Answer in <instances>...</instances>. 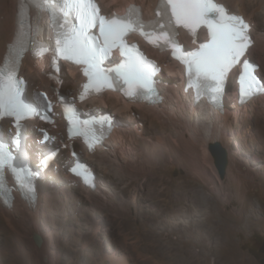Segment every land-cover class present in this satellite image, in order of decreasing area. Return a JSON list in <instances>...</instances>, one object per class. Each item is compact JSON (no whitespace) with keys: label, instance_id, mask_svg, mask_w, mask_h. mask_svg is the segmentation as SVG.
<instances>
[{"label":"rangeland","instance_id":"1","mask_svg":"<svg viewBox=\"0 0 264 264\" xmlns=\"http://www.w3.org/2000/svg\"><path fill=\"white\" fill-rule=\"evenodd\" d=\"M107 1L106 12L116 8L115 5L109 2L110 0ZM137 1L139 2V0ZM228 1L229 4L232 2V0ZM242 3L245 7L244 10L252 15L254 22H251L254 24V28L262 26L264 16L261 11L250 0H244ZM5 5L7 7L5 6V14H3L2 18L3 22L0 24V31L2 30L0 32V56L3 55V49L6 47V43H8L7 41L4 42L5 38L3 40V37L6 31H9L7 29H9L12 16L11 2L8 1ZM7 9L10 10V13L6 11ZM230 10H233L231 4ZM7 16L8 19H6ZM260 34L264 38L263 30L260 31ZM250 57L260 66L262 69L260 74L264 77V49L262 47L258 48ZM40 69L42 68L32 64V69L30 70L28 65H24L23 74L28 79L31 77L36 78V82L40 83V80L42 81ZM67 73L69 74V72ZM163 73L166 79L170 77L168 74L170 72L165 70ZM65 81L66 84L64 85L71 87L77 84L76 79L72 78V76L66 75ZM229 87L230 96L224 102L225 106L228 107L227 111L233 109L232 102L234 99L231 97L235 90L233 80L230 81ZM263 105L250 106L248 111L246 110L249 114L244 113L245 111L240 112L236 128H239L241 132L237 133V129H235L236 133L231 134L228 132V138L230 139V142H228L229 150L222 145L228 152V168L231 163L230 153H235V156L232 154V157L240 161L239 166H241L243 179L246 181L249 179L256 183L250 189L254 204L246 208L248 219L244 220L243 217L238 216L237 210L240 208L241 203L238 199H235L236 197L233 198L234 201H227V199L217 201L215 198H208L203 200L204 207L202 206L201 208V214H204L209 209L218 211L221 219H229L227 220V227L231 232H226L223 230V227L216 226L214 229L213 224L207 222L205 216L203 217L202 215L187 220L192 221V223L204 221L202 229L198 230L195 227L198 232L194 230L196 231H193L194 233L188 232V229L185 227L177 228V225L187 224L183 218L184 222L176 220L174 216H160L156 219L155 224L156 210L162 208L166 212L169 211L170 214L174 211H179L178 202L176 204L175 199L182 192V182L180 180L193 167H191V162L185 153L182 155H171L172 160L159 166V168H157L158 165L153 166L154 175L151 176L150 180L144 179L140 175L137 176L138 171L134 170L133 173V170L130 168L128 170L132 174V177L121 173L111 164L103 163L104 165L99 166L89 163L95 169L98 176H100V173L105 176V183L109 185L110 189L106 190L104 185H101V188L108 192L110 199H106L103 194H98V198L103 202L98 206V212L93 211L91 201L88 200H84L88 207L84 209L85 211H80L75 208L77 207V203L74 199L70 198L66 200L63 195H60L64 200L62 199L63 201H60V203L54 204L48 212V218L53 220V225L49 223V226L54 227V231L57 233L56 251L57 254L59 253L57 264L61 262V264H262L261 260L264 259V253L260 252V247L264 241V116L259 115V107L263 108ZM108 109L113 110L110 104H108ZM133 109L132 113L126 115L127 117L123 114H116L118 119H125L127 122V126L125 127L132 126L139 128L144 137L151 132L148 140L153 142L156 138H161L163 135L168 137L169 130L167 126L163 130H158L159 125L157 126L153 122L149 123L148 120H141L139 111L135 107ZM28 124L34 125L35 122H29ZM133 137L134 139L131 136L130 138L128 137V141L134 143L133 145L137 147V151H135L136 153L132 152L121 156L122 163L127 160L130 163H134V161L143 162V156L147 155V150L148 154L152 156L150 148L140 143L143 137ZM32 147L34 148L33 145ZM108 148H111V143ZM129 150L130 148L127 147V151ZM65 157L66 153L62 159ZM83 157L86 159L85 155ZM152 161H154V158ZM60 164L61 162L57 164L58 170H60L58 172V185L55 183L56 178L52 177L50 173L47 176L48 179L46 178L47 183L50 185L55 184L52 187V191L55 190L54 188H60V185L65 183L64 167L61 169ZM104 167L108 170L105 171ZM56 168L51 167V173L58 171ZM228 168L226 178H228ZM153 178L156 180H152ZM207 188L209 192L206 190V195L211 193L213 185H209ZM45 204H47V201L43 200L39 207L42 213L44 212L42 205ZM18 209L20 208L18 207ZM45 210L48 211V208L46 207ZM151 210L154 211L152 214ZM148 214L152 215L151 219ZM162 221L165 222L162 223ZM230 221H233V223ZM172 223L176 225L177 229ZM93 227H97L98 233L96 232V236H94V232L92 231ZM198 233L204 239L201 236L197 239L195 236ZM225 234L230 235L233 241L228 246H226L228 243H222L228 240ZM30 239L31 236L29 234L27 240L29 241ZM32 240L29 241L31 247H33L32 242H34ZM35 246L37 245L35 244ZM20 250L14 235L0 220V264H12V262L16 264H32L28 262L26 257L29 250L24 252Z\"/></svg>","mask_w":264,"mask_h":264},{"label":"bare ground","instance_id":"2","mask_svg":"<svg viewBox=\"0 0 264 264\" xmlns=\"http://www.w3.org/2000/svg\"><path fill=\"white\" fill-rule=\"evenodd\" d=\"M8 1L11 2L12 16H11L9 29L7 30L9 31L11 30V31L10 32L6 31L3 37V40L5 38L4 42L12 41L16 26V13H17L18 0H0L1 2L0 24L3 22L2 18H3V14H5V9H6L5 3H7ZM99 1L103 5L105 12V10L107 9L106 4H108L107 3L108 1L107 0H99ZM218 1L220 3L225 4L228 8H230V4H231V6L233 7V10L231 12L244 15L245 17L247 16L246 18L248 20L254 22V20L252 19V15L248 14L247 11L244 10L245 7L244 4L242 3V1L244 0H232L230 4L228 0H218ZM109 2L115 5L116 9L124 8L127 4L130 3H138L142 5L145 9H147L149 13L154 15L153 13L155 12L158 0H139V2L137 0H110ZM250 2L254 6H256L264 16V0H250ZM6 11L10 13L9 9H7ZM109 12H111V10L106 13ZM6 19H8V16L6 17ZM261 30L264 31V23L262 24V26H258L256 28H254V24H253L251 33H253L254 35L255 43L248 50L249 57L251 54H253V52L258 50V48L262 47L264 49V38L260 36ZM3 50L5 51V48ZM148 51L152 57L156 58L164 65L163 71L166 70L167 72H170L168 73L170 77H167V79L164 73L161 74V78L164 81L163 82L164 86L162 87H163L165 100L163 101V103L158 106L149 107L143 103L133 104L132 102L124 100L119 95L108 93L105 94L103 98L98 100L94 105H92L91 108L105 109L108 108V104H110L111 108L113 109L112 111L115 114L118 115L123 114L125 115V117H127L126 115L132 113L134 110L133 108L135 107L139 111L141 120L142 119L148 120L149 123L153 122L154 124H157V126L159 125L158 130L160 129L163 130L165 126H167L169 130L168 137L163 135L161 138L160 137L156 138L154 142L150 141L148 140V137L149 135H151L150 134L151 132L148 135H145L144 137V134L139 130V128L132 126L125 127L127 126V122L125 121V119L119 118V121L121 123L120 124L121 132L118 131L114 133L110 137V139L106 142L104 147L102 148L99 147V149L98 150L96 149L92 154L85 153V158L88 160L89 163L97 164L99 166L102 165L103 163L114 165L121 173H125L126 176L128 177L129 176L132 177V174L129 172L128 168L133 170V173L134 170H136V172L138 171L137 176L140 175L144 177V179L150 180L151 176L154 175L153 166L158 165L157 168H159V166H162L172 160L171 155L173 154L182 155L183 153H185L191 162L190 164L191 167L192 166L193 167L192 169L189 170L187 175H185L184 178L180 180L182 182V192L175 199V203L177 204L178 202L179 211L178 212L174 211L173 213L170 214L169 211L166 212L165 209L163 210L162 208L156 210L157 214L155 215V224H156V219L159 218L160 216H172V217L174 216L176 220H182L183 218L185 222H187V224L185 223L186 225H183L184 223L181 225H177V228L185 227L188 229L187 230L188 232L189 231L193 232L194 230L197 231L195 227L198 228V230L202 229L201 227L204 221H197L198 223H196L195 221L192 223V221H187V220L189 218L198 217L199 215H202L203 217L205 216V220L207 222L213 224L214 229L216 226L223 227V230H225L226 232H231V230L227 227V220L229 219L227 220L221 219V215L218 211L216 210L213 211V209L212 210L209 209L205 213L203 212L204 214H201L202 213L201 208L202 206L204 207L203 200L208 198H213V199L215 198L217 201L222 199H227L228 201V200H233V198L236 197L235 199H238L241 203L240 208L237 210L238 216L243 217L245 220L248 217V212H246V208H249L254 204V199L250 189L252 185L256 183H254L252 180L249 179L248 181L243 179L241 166H239L240 161H237L236 158L234 159L232 157V154L234 155L235 153H230L231 163L228 168V178H226L225 176L227 180L220 179L219 173L208 151V147H209L208 145L213 142H219L229 150L228 142H230V139L228 138V132H230L231 134L236 133L235 129H237V133L241 132L239 128H236L238 124V114H240V112L242 111H245L244 113H247L250 106H256L257 104H264L263 103L264 95L258 98H253L245 105H240L238 104V92L236 88L234 90V94L232 93L231 96L232 99H234L232 102L233 109L232 110L229 109L227 111L228 107L224 105L225 107L224 112L222 113L218 112L216 109L211 108L208 105V103H205L203 99L201 100L202 102L200 103L193 102V99L195 97L194 91L192 89L191 91H189L188 89L186 91L182 68L178 65V63L172 61L168 54H162L159 52V50L148 49ZM2 57L3 55L0 56V62L2 60ZM31 63L33 65H37L40 68L43 67V61H34L29 56H26L23 60V66L28 65V68L31 70L32 69ZM46 72L47 69L45 68L43 70V74L41 73L42 81H44L45 79L48 84H51L52 82L49 79H47V75H45ZM67 72H69L72 78L76 79V82L78 83V79H79L78 71L74 68L69 67ZM261 72L262 69L260 68L259 73ZM70 75L69 77H71ZM29 81L31 82L32 85L34 84L38 86L40 85V83L36 82V78L34 77H31ZM64 84H66V81L64 82ZM67 86L68 85H64V87ZM229 94L230 91L227 88V91L223 97L224 102H226V98L230 96ZM259 110H260L259 115L264 116V105L263 108L259 107ZM130 136L132 139H134L133 136L143 137L140 140V143H143V145H147L150 148L152 156L148 154V150L146 149L147 155L143 156L144 157L143 162L134 161V163H130L127 160L128 162L125 161L124 163H122L121 156L127 153H132L137 151V147L133 145L134 143L132 142L130 143L128 141ZM28 141L30 142L31 139H29ZM77 142H79V140H77ZM110 143H111V148H108ZM113 144L115 145L112 146ZM28 145L29 144L26 145V150L29 153L28 156H30L32 154V151H37V149L36 147L34 148L31 147L30 150V147ZM127 147L130 148L129 151H127ZM61 153H63V151ZM153 158L154 161H152ZM58 163L59 162L55 161L52 167L56 168ZM60 166L62 169V164H60ZM129 166H131L132 168ZM56 169L58 170V167ZM107 170L108 169L105 168V171ZM59 171L60 170L56 171L55 173H51V168H49L45 172V178L39 179L38 187H37V193H38L37 204L27 203L26 201L21 199L18 195L13 208H7L3 206L2 203L0 202L1 222H3V224H5V226H7L14 235V238L21 249L20 251L24 252L29 250L28 253L26 252L27 253L26 257L28 262L32 264H57V259L59 257L58 256L59 253L57 254L56 251L57 233L54 231V227L49 226L50 224L53 225L52 222L53 220L51 218H50L51 220L48 218V212L49 209L52 208L54 204H58L60 203V201L64 200L63 197L60 195H63L66 200L70 198L74 199L77 203V207L75 208L79 209L80 211L88 207L84 200L91 201V206L93 211L94 212L97 211L98 206L103 203L102 200L98 198V194H103V196H105L106 199L108 200L110 199V195L106 191L107 189H110V187H108L109 185L105 183L106 182L105 176L102 175L101 173L100 176H98V182H99L98 189L95 191H91L87 189L80 179L74 177L73 175H70L67 172H64L65 183H62V185H60V188L58 189L54 188L55 190L52 191V187L55 184L50 185L49 183H47L46 181L48 179L47 176L49 175V173L52 177L54 176L56 178L55 183L56 185H58ZM152 180H156V179L153 178ZM101 185H104L106 190L102 189ZM209 185H213V188L211 190V193L206 195L207 194L206 190L207 192H209V189L207 188ZM43 200H46L47 204L42 205L44 210V212L42 213V210H39V207L41 206ZM18 207L20 209H18ZM46 207L48 208V211L45 210ZM150 212L152 214V212L154 211L151 210ZM151 217L152 215L149 216L150 219ZM172 221L174 220L172 219ZM92 222L94 221L92 220ZM163 222L165 221H162V223ZM231 223H233V221ZM173 226H175L176 228V225L173 224ZM97 227L92 228V231L94 232V236H96ZM29 234L31 236V239L33 240L35 235H38L42 240L41 246H38L36 243L35 244L37 246H35L34 244L35 241H34L32 242L33 247H31L29 243L31 239L29 241L27 240V236H29ZM198 235L195 236L197 237V239L201 236ZM225 236L226 239L228 240L227 241L224 240L226 242H222V241L221 242L224 244L228 243L226 245L228 246L233 241L230 235L225 234ZM12 264H16V263L12 262Z\"/></svg>","mask_w":264,"mask_h":264},{"label":"snow or ice","instance_id":"3","mask_svg":"<svg viewBox=\"0 0 264 264\" xmlns=\"http://www.w3.org/2000/svg\"><path fill=\"white\" fill-rule=\"evenodd\" d=\"M62 8L66 10V17L70 13L75 14L78 26L57 34V50L63 59L86 65L84 75L89 78V84L85 85V90L91 87L100 91L104 85L112 87L109 73H115L128 85L126 94L129 96L136 95L137 90L146 88L150 90L149 70L144 68L140 60L131 51L126 50L123 44V38L137 29L151 43L163 41L168 44L171 43L169 34L171 29L183 27L195 33L202 26L206 28L207 43L201 44L196 51L187 53L184 63L187 64L189 73L194 72L197 79L214 81L216 87L213 91L219 90V84L227 69L244 55L251 44L248 25L244 20L239 16L228 14L224 7L214 0H161L157 15L163 13V22H157L159 31H154L152 35L144 32V25L138 18L113 16L108 19L100 16L93 0H63ZM97 26L100 35L94 37L89 34V30ZM25 36L26 34L21 31L18 37L17 55L7 59L0 67V117H13L17 121V126L21 119L33 111L31 105L21 99V82L16 77L19 52L24 50ZM117 45L121 47V52L126 57L125 62L115 68L107 70L101 68L104 58ZM173 47L178 46L173 45ZM96 122L103 123V121ZM12 161L13 157L8 147L0 143V170L8 166L16 172ZM21 173L28 177L32 175L27 170H21L17 172L18 178Z\"/></svg>","mask_w":264,"mask_h":264},{"label":"water","instance_id":"4","mask_svg":"<svg viewBox=\"0 0 264 264\" xmlns=\"http://www.w3.org/2000/svg\"><path fill=\"white\" fill-rule=\"evenodd\" d=\"M252 62H255V61L252 60ZM228 89L230 90V87ZM208 149H209L211 156L213 157L214 164L216 166V169L219 173L220 178L224 179L226 176V172H227V168L229 164L227 150L219 142L210 143ZM36 194H38L37 189H36ZM34 241L38 246H41L42 240L38 235H35ZM260 252L264 253V241H263L262 246L260 247ZM261 263L264 264V259L261 260Z\"/></svg>","mask_w":264,"mask_h":264},{"label":"trees","instance_id":"5","mask_svg":"<svg viewBox=\"0 0 264 264\" xmlns=\"http://www.w3.org/2000/svg\"><path fill=\"white\" fill-rule=\"evenodd\" d=\"M35 85V84H34ZM122 119V118H121Z\"/></svg>","mask_w":264,"mask_h":264}]
</instances>
